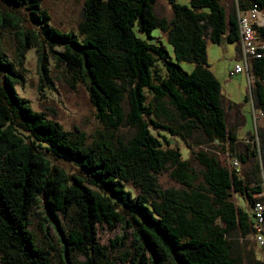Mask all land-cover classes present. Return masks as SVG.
<instances>
[{
	"label": "trees",
	"instance_id": "1",
	"mask_svg": "<svg viewBox=\"0 0 264 264\" xmlns=\"http://www.w3.org/2000/svg\"><path fill=\"white\" fill-rule=\"evenodd\" d=\"M254 1L264 11V0ZM157 2L85 0L76 30L65 31L41 0H0V264H114L98 241L99 225H119L111 246L129 264H264L252 248L235 251L234 241L254 237L255 228L251 211L232 200L235 191L250 208L264 202V129L259 142L238 135L243 110L234 105L229 124L222 85L208 64L209 40L238 42L236 10L223 0H169V19L156 12ZM258 31L264 35V26ZM5 32L17 40L14 60L3 48ZM30 49L39 93L55 88L53 62L71 85L86 87L103 125L92 141L32 105L25 90ZM182 60L194 69L186 71ZM251 71L250 98L264 110V56ZM122 127L131 135L119 134ZM196 130L204 139L194 146ZM171 137L194 150L204 185L193 187L198 173ZM208 143L227 152L231 166ZM169 166L171 177L191 188L163 190L158 174ZM35 207H47L54 219L46 223L57 235L56 254L31 228Z\"/></svg>",
	"mask_w": 264,
	"mask_h": 264
},
{
	"label": "rangeland",
	"instance_id": "2",
	"mask_svg": "<svg viewBox=\"0 0 264 264\" xmlns=\"http://www.w3.org/2000/svg\"><path fill=\"white\" fill-rule=\"evenodd\" d=\"M85 0H41L43 7L48 11L51 16V23L62 30H76L78 23L83 18V3ZM179 3L190 5V0H177ZM226 8L229 10L232 4V0H223ZM156 12L160 16L167 17L169 19L173 16V11L169 0H158L156 4ZM20 14L27 20L29 19L28 12L26 10H20ZM30 24V23H29ZM140 36L146 37V34L140 33L136 30ZM154 37H160L161 41L168 48L173 55L172 46L167 42L166 36L159 29L153 30ZM17 46V40L12 32H5L3 34V48L9 54V56L15 59V50ZM237 43L223 40L222 43H214L211 40L208 41V64L209 68L217 76L222 85V91L225 98V104L228 107L227 120L229 124L234 123L235 109L234 105L240 106L243 110L245 123L238 129V135L241 138H246L249 133H252L255 129V123L252 115V102L250 95L249 78L246 72L231 75V71L235 65V54L237 52ZM54 63V62H53ZM52 63L51 79L55 84L53 90H47L45 95L39 93L38 89V59L34 49L28 51L25 66L27 67L26 75V96L30 98L32 105L39 110L46 112L54 120L60 122L65 128L70 130L80 129L87 134L88 141H92L103 129V125L96 117V110L92 105L86 87L82 84L73 86L70 83V77L63 67H55ZM181 65L186 71L191 72L195 64L191 61L182 60ZM253 85V84H252ZM249 96V100H246V96ZM171 110H174L170 107ZM258 122L260 129H264V120ZM119 134L123 136H130L131 130L128 127H122ZM163 133V132H162ZM173 146H180L184 157H188L191 165L193 166L198 178L194 182L193 187L204 185L202 176L200 175L202 166L195 158L193 149L187 146V143L179 138L171 137ZM244 138V139H245ZM204 139V135L201 130H196L193 137L189 139L190 144L196 146L197 142ZM207 150L213 154H217L223 164L228 165L231 161L229 155L226 153H220L219 146L214 143H208L205 145ZM231 166V163H230ZM173 169L167 167L158 174L159 185L163 190L167 188L175 189H188L190 186L184 185L171 177L170 172ZM260 178L264 185V169L261 172ZM232 200L247 211H251L248 202L235 191H232ZM47 207H35L32 212V225L31 228L38 238L39 245L53 254H56V250H53L51 246L59 247L57 241V235L53 231V228L46 223L48 218L49 223H54V219L49 217L46 213ZM60 221L64 227H69L68 220L64 219L60 214L58 215ZM49 225L48 229L47 227ZM131 231V230H130ZM128 231V232H130ZM122 229L119 225L110 229L108 225H99L97 238L100 244L108 246L110 249V255L113 258L114 264H129L123 262L119 258V252L115 247L111 246V241L122 234ZM238 240V241H236ZM234 242L235 251L242 253L246 249L252 248L256 253V256L264 261V247L259 246L254 237H242L239 236ZM54 256V255H53ZM52 259L54 260V257ZM80 259H83L80 256ZM54 262V261H53ZM55 263V262H54ZM59 262L57 261L58 264Z\"/></svg>",
	"mask_w": 264,
	"mask_h": 264
},
{
	"label": "built area",
	"instance_id": "3",
	"mask_svg": "<svg viewBox=\"0 0 264 264\" xmlns=\"http://www.w3.org/2000/svg\"><path fill=\"white\" fill-rule=\"evenodd\" d=\"M244 1L232 0V4H230L236 10L239 27V52L231 75L246 72L248 74L251 91L252 84L256 80L251 71L252 62L264 56V35H261L258 31L259 27L264 26V11L254 0H249L248 6H244ZM252 115L255 129L246 136L245 140L247 142H259L258 131L260 126L258 122L262 120L261 118L264 120V110L256 108L252 103ZM234 163L235 166H239L237 160ZM251 214L255 228L254 239L259 246L264 247V202L255 201L251 208Z\"/></svg>",
	"mask_w": 264,
	"mask_h": 264
},
{
	"label": "crops",
	"instance_id": "4",
	"mask_svg": "<svg viewBox=\"0 0 264 264\" xmlns=\"http://www.w3.org/2000/svg\"><path fill=\"white\" fill-rule=\"evenodd\" d=\"M245 2V4H244V6H248V4H249V0H245L244 1ZM237 43V52H236V54H235V60H237V55H238V52H239V45H238V42H236ZM236 62V61H235ZM245 138V137H244Z\"/></svg>",
	"mask_w": 264,
	"mask_h": 264
}]
</instances>
